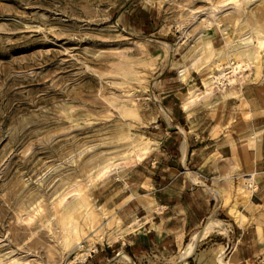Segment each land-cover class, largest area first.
<instances>
[{"label":"rangeland","instance_id":"rangeland-1","mask_svg":"<svg viewBox=\"0 0 264 264\" xmlns=\"http://www.w3.org/2000/svg\"><path fill=\"white\" fill-rule=\"evenodd\" d=\"M247 1L0 0V262L221 264L212 259L220 253L228 264H264V237H238L240 219L230 211L238 202L242 214L240 205L250 201L259 175L249 171L221 187L223 201L217 192L206 219L180 245L138 244L149 228L142 205L155 203L145 193L152 189L147 176L172 133L168 94L193 85L206 101L240 79L264 82L244 63L235 72L228 66L212 86L196 66L187 79L181 75L200 38L213 39L217 58L252 18L264 24V0ZM141 141L150 150L138 158L128 149ZM251 174L248 197L238 199ZM76 200L75 213L65 215ZM93 211L99 215L90 222ZM213 213L226 228L210 229L185 251Z\"/></svg>","mask_w":264,"mask_h":264},{"label":"crops","instance_id":"crops-1","mask_svg":"<svg viewBox=\"0 0 264 264\" xmlns=\"http://www.w3.org/2000/svg\"><path fill=\"white\" fill-rule=\"evenodd\" d=\"M228 86L210 100L197 99L189 109L181 95L184 85L168 94L172 133L152 164L153 175L147 176L152 189L145 193L155 203L142 205L149 228L138 244L183 243L206 219L217 192L223 196L221 187L246 171L259 176L249 203L240 205L245 220L234 219L238 237H264V82L240 79ZM209 180L219 185L210 187Z\"/></svg>","mask_w":264,"mask_h":264},{"label":"bare ground","instance_id":"bare-ground-1","mask_svg":"<svg viewBox=\"0 0 264 264\" xmlns=\"http://www.w3.org/2000/svg\"><path fill=\"white\" fill-rule=\"evenodd\" d=\"M245 1V0H243ZM252 1V0H248L247 2ZM246 2V3H247ZM218 7V6H217ZM240 8V7H239ZM207 9V8H206ZM192 10V9H191ZM210 10V9H209ZM253 15H255L254 11L252 13V17H254ZM206 20V18H205ZM246 21V20H245ZM214 22V21H213ZM212 20L208 21L207 23H213ZM238 22V20H237ZM215 23V22H214ZM241 23V22H240ZM256 21L254 18H252L251 21V28L250 29H245L238 37V39L236 40L235 43L233 44H229V46L225 45L224 47H226V50L224 51L223 55L221 53L222 56H218L217 58H215V46H214V41L213 39H211L209 36H204L201 39V46L199 47V49L197 50V55L194 58H187L188 56H186V63L181 65V75L183 77V79H187L189 76V72H190V68L196 66L197 70L200 71L202 73L204 82L207 86L211 85L212 82H214L216 79L220 78L222 79L224 76H226L228 74V72H235L237 71V69L240 66H243V63L246 66H254L255 67V73H256V77H263L264 79V72L262 70V62L264 61V24L257 25L255 24ZM262 23V22H261ZM242 24V23H241ZM240 24V25H241ZM217 28V27H216ZM246 28V27H245ZM218 29V28H217ZM220 30V29H219ZM226 30V29H225ZM223 32V31H221ZM239 34V33H238ZM216 38V37H215ZM200 41V40H199ZM228 42V41H227ZM224 44V43H223ZM222 44V45H223ZM221 45V46H222ZM218 50V49H217ZM196 51V50H195ZM219 55V54H218ZM214 56V57H213ZM207 63L205 64L204 59H207ZM212 58V59H211ZM228 59V60H227ZM234 59H239V62L234 60ZM225 60L226 61H230L229 64L225 65ZM232 60V61H231ZM234 60V61H233ZM210 61V62H209ZM242 61V62H241ZM209 62V63H208ZM229 67H232L233 69L231 71L227 70ZM218 70L216 71L215 70ZM254 71V70H253ZM236 78L234 77L233 79H231L230 81L235 80ZM237 81V80H236ZM205 85V86H206ZM212 86V85H211ZM237 88V87H236ZM235 89V88H234ZM208 94V93H207ZM182 98L184 100V106L189 109L191 107V103L195 102L197 100V95H198V91L196 90V88L191 85L190 86V90L188 92L182 93ZM136 116V115H135ZM76 122V121H75ZM141 135V134H140ZM134 137V136H133ZM142 137V136H141ZM122 138V137H121ZM126 140V139H125ZM128 140V139H127ZM134 140V139H133ZM133 142V141H132ZM142 144H144V142H138L137 144H134L132 146L129 147L128 150H130V152H135L136 156L138 158H142L144 157L145 154H147L150 150V146H147V144L143 146V148L138 149V146L140 147ZM119 145V144H118ZM183 145L185 146V144L183 143ZM122 146V145H121ZM137 146V147H136ZM152 147V146H151ZM123 151V150H122ZM126 152V151H125ZM120 153V152H119ZM127 153V152H126ZM127 155V154H126ZM103 156V155H102ZM125 156L121 155L120 157ZM129 156V155H128ZM115 157H113L114 160ZM103 159V158H102ZM116 160V159H115ZM120 161V160H117ZM104 162V161H103ZM107 163V162H106ZM113 163V162H112ZM109 165V163H108ZM100 166V165H99ZM106 166V165H105ZM132 166V165H131ZM125 168V167H124ZM100 169V168H99ZM106 169V167H105ZM242 177V176H241ZM247 177V176H246ZM248 184H246V186H239L238 192H237V197L238 199H246V197H248L247 193L248 188L247 186H252L253 185V180L254 177L251 175L248 179ZM108 183V182H107ZM64 185V184H63ZM75 199V198H74ZM73 199V200H74ZM84 200V199H83ZM95 202V201H94ZM81 203L80 200H76L73 203L67 204V209L65 210V215L67 216H71L73 215V213H75V210L77 209V205H79ZM237 203H234L231 207H230V211L231 213H233L237 218L239 219H244V217L242 216L241 212L239 211L238 207H237ZM66 207V206H65ZM64 208V207H63ZM218 208V207H217ZM95 209V208H94ZM152 210V209H151ZM217 212V211H216ZM61 213V211H60ZM88 213V212H87ZM100 213V211H99ZM212 214V213H211ZM214 214V213H213ZM98 213L93 211L90 213V216L88 217L89 220H91L90 222H94V220H96V218L98 217ZM54 216V215H52ZM51 216V217H52ZM56 217V216H55ZM243 217V218H242ZM47 218V217H46ZM53 218V217H52ZM51 218V219H52ZM210 218V217H209ZM60 220L62 218H59ZM208 223L206 226H204L205 228L199 232L194 234L190 241L187 243L186 245V250L185 251H189L191 248H193L198 242L199 240H201V238L203 236H205L208 231L210 229H214V228H226L225 224L222 221H219L215 218V214L211 216L210 219H208ZM236 220V219H235ZM62 221V220H61ZM240 221V220H239ZM76 222V221H75ZM241 223V222H240ZM74 224V223H73ZM96 227V226H95ZM111 227V226H110ZM117 228V227H115ZM63 229V228H62ZM96 230V229H95ZM66 231V230H65ZM79 231V230H78ZM94 231V229H93ZM55 232V231H54ZM64 233V231H63ZM62 233V235H64ZM90 233V232H89ZM87 234V233H86ZM95 234V233H94ZM97 234L99 236L100 239H104L107 235H105L103 228L101 227L100 229L97 230ZM71 235V234H70ZM69 235V236H70ZM83 235V234H82ZM111 235V234H110ZM113 236V235H112ZM119 236V235H118ZM85 238V236H84ZM71 240H69L68 242H70ZM77 241V240H76ZM94 241V240H93ZM74 244L76 243L75 241H73ZM78 246V249H82L81 247L83 246L81 243H76ZM94 244V242H93ZM70 245V244H69ZM95 246V245H93ZM74 247V246H73ZM72 247V248H73ZM92 248V247H90ZM90 251V250H89ZM124 252V251H123ZM126 253V252H125ZM1 254V253H0ZM8 256V254H6ZM124 257L126 258H130L128 254H123ZM236 257V255L234 257H232L231 259H234ZM3 258V257H2ZM184 258H185V254H184ZM1 259V258H0ZM4 259V258H3ZM15 258H13L14 260ZM212 259L214 261H217V263H225L228 264V261H224L222 260V257L219 254L213 255ZM22 261V260H21ZM235 261V259H234ZM16 261L14 262H9L5 263L4 261L0 262V264H14ZM20 262V261H19ZM21 263V262H20ZM205 264H213L212 260H206ZM230 264H232L230 262Z\"/></svg>","mask_w":264,"mask_h":264}]
</instances>
